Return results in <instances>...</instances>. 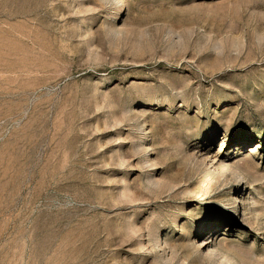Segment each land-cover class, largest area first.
I'll return each instance as SVG.
<instances>
[{"label":"rangeland","instance_id":"obj_1","mask_svg":"<svg viewBox=\"0 0 264 264\" xmlns=\"http://www.w3.org/2000/svg\"><path fill=\"white\" fill-rule=\"evenodd\" d=\"M0 264H264V0H0Z\"/></svg>","mask_w":264,"mask_h":264}]
</instances>
